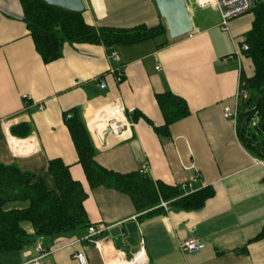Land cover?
Masks as SVG:
<instances>
[{
	"label": "crops",
	"instance_id": "0c3cea01",
	"mask_svg": "<svg viewBox=\"0 0 264 264\" xmlns=\"http://www.w3.org/2000/svg\"><path fill=\"white\" fill-rule=\"evenodd\" d=\"M82 2V16L94 26L167 27L155 0ZM185 2L192 22L187 34L171 38L167 29L161 42L158 36L118 46L114 61L103 45L65 43L58 59L44 63L28 34L21 0H0V162L35 173L55 190L46 167L48 160L59 158L88 193L83 205L90 223L105 227L97 237L99 249L87 240L71 244L86 229L52 241L43 238L44 264H80L74 258L80 250L86 264H264V236L256 237L264 229V163L243 146L234 122L223 113L225 107L234 108L241 75L254 73L245 53L235 55L254 15L250 11L232 18L223 30L216 7ZM163 42L167 44L158 46ZM100 76L104 89L96 81ZM165 91L183 98L189 114L161 135L154 129L164 125L156 95ZM117 99L130 125L117 134L105 131L93 137L87 123L97 121L106 112L102 108ZM70 108L80 110L96 160L105 168L139 173L145 165L143 175L153 182L180 187L198 173L193 190L210 187L213 195L197 209L168 202L163 213L146 217L128 195L91 188L62 119ZM135 111L141 114L136 120ZM22 123L30 126L28 135H12L10 127ZM22 226L33 231L27 222ZM189 237L202 240L204 247L181 250L180 243ZM39 255L34 242L19 252L0 251V262L28 264Z\"/></svg>",
	"mask_w": 264,
	"mask_h": 264
},
{
	"label": "trees",
	"instance_id": "16d2710c",
	"mask_svg": "<svg viewBox=\"0 0 264 264\" xmlns=\"http://www.w3.org/2000/svg\"><path fill=\"white\" fill-rule=\"evenodd\" d=\"M21 5L28 34L44 63L58 59L65 43L100 44L109 53L118 46L133 45L167 32L164 24L132 28L94 26L85 22L82 11L69 10L43 0H21ZM251 11L254 18L243 41L248 45L244 53L251 59L254 73L250 77L241 75L248 94L238 103L236 130L243 146L255 157L264 159V0L255 2ZM166 44L163 42L158 46ZM156 99L164 125L154 129L165 135L169 125L186 117L189 109L183 98L170 91L157 94ZM132 116L136 120L141 114L135 111ZM254 116L258 120L252 125ZM62 119L89 186L108 187L128 195L135 209L145 211L146 217L164 212L159 206L160 200L184 210H193L203 206L213 195L210 187L184 194L180 186L153 182L138 172L119 173L105 168L96 160L97 149L80 110L70 108L63 111ZM10 132L24 137L30 132V126L26 123L12 126ZM46 168L54 179L55 190H49L35 173L24 171L16 164L0 162V251L19 252L39 237L52 241L94 224L90 223L83 205L88 193L79 181L71 177L68 165L54 158L48 160ZM14 203L22 205L10 207ZM24 222L31 225L32 232L22 226ZM262 236L264 229L256 237Z\"/></svg>",
	"mask_w": 264,
	"mask_h": 264
},
{
	"label": "built area",
	"instance_id": "2783aa9c",
	"mask_svg": "<svg viewBox=\"0 0 264 264\" xmlns=\"http://www.w3.org/2000/svg\"><path fill=\"white\" fill-rule=\"evenodd\" d=\"M197 6L199 7H209L214 6L218 9L221 17L220 26L223 30L228 29V23L232 18L238 17L243 15L247 12H250L254 6L256 0H193ZM248 49V45L242 41L240 45L236 48L235 55L239 57L240 55L244 54V52ZM108 57L110 60L114 61L117 60L116 51L112 50L108 53ZM159 69V66L156 67ZM96 81L98 83V87L100 89L106 88V82L103 77H97ZM247 90L244 88V81L240 79L238 82V89L236 91L235 96V105L234 108L231 109L229 107H225L223 109V113L227 118L232 119L234 125L236 126L237 120V109L238 103L241 99H245L247 97ZM22 99L27 102V95H22ZM25 102V103H26ZM43 108V105H40V109ZM102 109H106V112L100 114V116H96V120L92 121L91 123H87L88 128L92 136L99 135L101 136L105 131L110 132L113 134L119 133L124 127L130 125V120L128 119L123 103L120 99H117L114 103L109 106H106ZM258 120L257 116H254L252 119V125H254ZM95 124V125H94ZM258 162L264 163V159H260ZM148 168L145 165H142L139 173L145 174ZM198 173L194 174L188 181L183 183L181 186L184 190V194H188L193 192V185L192 182L195 181ZM167 201L160 200L159 206L163 208H167ZM105 227L103 225H96V224H89L86 228V234L84 237L80 239L74 240L71 244L77 243L81 240H87L95 246V248L99 249L100 247V240L97 237L102 234ZM43 237H39L36 241V249L40 252V255L36 258L32 259L28 264H44L42 259L47 255L46 252L42 251L41 247V240ZM204 247V242L195 237H189L183 240L180 243V249L185 252H195L200 250ZM123 255V252L121 253ZM74 258L80 264H86L87 259L85 253L80 250L76 251L74 254Z\"/></svg>",
	"mask_w": 264,
	"mask_h": 264
},
{
	"label": "water",
	"instance_id": "95a60500",
	"mask_svg": "<svg viewBox=\"0 0 264 264\" xmlns=\"http://www.w3.org/2000/svg\"><path fill=\"white\" fill-rule=\"evenodd\" d=\"M73 11H82V0H43ZM261 0H256L258 2ZM161 17L165 20L169 36L176 38L192 30V22L185 0H155ZM262 153V151H261Z\"/></svg>",
	"mask_w": 264,
	"mask_h": 264
},
{
	"label": "rangeland",
	"instance_id": "374dc122",
	"mask_svg": "<svg viewBox=\"0 0 264 264\" xmlns=\"http://www.w3.org/2000/svg\"><path fill=\"white\" fill-rule=\"evenodd\" d=\"M162 38H163V36L159 37L158 38L159 39L158 41L161 42ZM132 258H133V256L132 257L123 256V259L122 260H131Z\"/></svg>",
	"mask_w": 264,
	"mask_h": 264
},
{
	"label": "bare ground",
	"instance_id": "6f19581e",
	"mask_svg": "<svg viewBox=\"0 0 264 264\" xmlns=\"http://www.w3.org/2000/svg\"><path fill=\"white\" fill-rule=\"evenodd\" d=\"M142 258V257H141Z\"/></svg>",
	"mask_w": 264,
	"mask_h": 264
}]
</instances>
